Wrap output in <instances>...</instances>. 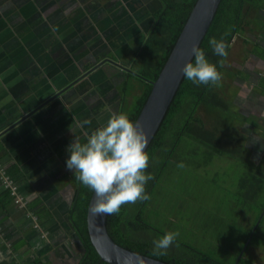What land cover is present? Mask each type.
Here are the masks:
<instances>
[{
	"label": "crops",
	"instance_id": "1",
	"mask_svg": "<svg viewBox=\"0 0 264 264\" xmlns=\"http://www.w3.org/2000/svg\"><path fill=\"white\" fill-rule=\"evenodd\" d=\"M10 1L13 8L0 7V264H79L83 246L70 222L77 183L66 168L70 155L67 146L81 134H88V126L91 128L94 122L83 124L88 114L79 118L75 115L77 119L74 116L80 104L81 110H89L84 98L87 106L82 100L79 106L65 103L68 97L65 102L44 103L61 83L66 85L75 78L78 67L71 57L59 54L62 49V53H69L70 48L68 44L60 47L57 27L43 22L37 29L34 23L25 21L30 14L27 7L15 12L29 2ZM12 29L17 36H12ZM262 41L259 52L254 50L256 39L247 49L244 40L241 45H232L231 52L240 53L242 60V74L235 80L239 117H232L241 128L232 133L234 126H229L223 142L234 153L255 158L264 171V38ZM116 70L111 77L120 76ZM91 95L96 97L97 93ZM118 95L113 111L104 112L106 117L109 112L118 113L120 92ZM110 96L114 98V93L103 100ZM59 107L62 110L54 109ZM101 108L99 104L97 109ZM104 115L97 114V123ZM239 132L243 141L237 142L234 135ZM4 174L12 179L17 191L12 193L6 187ZM17 199L27 203L26 207L19 208Z\"/></svg>",
	"mask_w": 264,
	"mask_h": 264
},
{
	"label": "trees",
	"instance_id": "2",
	"mask_svg": "<svg viewBox=\"0 0 264 264\" xmlns=\"http://www.w3.org/2000/svg\"><path fill=\"white\" fill-rule=\"evenodd\" d=\"M155 1L157 7L148 15L150 24H147L148 27L144 31V35L141 38L132 37V41L121 46L124 53L130 54L127 44L133 43L134 39L137 40L136 49L133 45L130 47L133 48L131 53L138 61L139 67L134 70V73L122 69V75L117 76L114 80L121 94L118 113L127 112L129 118L133 121L136 120L151 91L150 83L157 78L198 0ZM261 20H264V0H221L215 18L199 48L205 51L211 62L217 63L218 70L222 73V80L219 86L211 84L195 85L184 77L168 112H166L158 131L146 150L149 154L147 171L152 173L154 177L146 185V193L151 198L157 189L164 170L167 168L166 166L171 162V158L178 157L179 154L197 155L198 153H205L208 161L212 157L240 154L227 153V148L222 143L225 137L228 136L229 126H224L225 132L221 131V125L219 124L222 121L221 110L222 112L229 111L232 117H239V111L235 106L238 92L235 86L238 88V85L229 82L223 70L229 66L227 69L231 73H228V75L232 76L234 80L242 74L243 70L240 67L242 60L233 61L232 59V55L235 54V52H231L232 45H234L233 40L236 37L243 38L246 49L248 43L256 39L254 50L259 52V43L264 38V27L260 26ZM134 27L141 29V26L136 22ZM224 33H228V56L221 58L213 54L209 40L212 37L219 39ZM247 33H254V39L250 38ZM119 53L121 54V52ZM221 59H223V66L219 65ZM114 65L120 66L112 64L109 66L110 68L103 65L101 67L107 73L111 68L113 70L115 68L120 69L114 67ZM112 74L109 76L111 77ZM133 79L142 85V89L139 93L133 94V98L130 99L127 98V95L131 89ZM126 100L130 101L127 102ZM131 101L133 102L131 110L125 111V106L129 105ZM201 112L206 113V117L202 116ZM215 120L218 125L213 123ZM221 124H225V121ZM234 140L238 142V138ZM178 162H180V159H178ZM249 162L253 164V168L250 174L247 175V179L241 183L242 190L237 193L238 197L241 198V202L236 204L238 209L235 212L238 217L237 221L244 218L246 225H249V227L244 228L246 238L232 262L224 259L207 258L206 255L208 254L195 255L182 252L179 253V257H174L175 255L169 252V249L165 255H153V243L142 236V233L145 234L151 229L148 219H144L143 215L148 206L147 204L151 203V200L123 205L118 214L107 215L106 227L109 236L117 245L127 250L171 264H234L242 250H244V253H249L252 248H255L257 241L254 242V239L257 238L258 230L264 221V215L260 219V216L264 214V203L255 204L258 199L264 197L262 195L264 192V171L258 168L255 158L249 159ZM75 180L77 189L70 212V222L83 246L82 258L79 264H108L96 254L88 237L86 219L92 191L83 186L76 177ZM244 260L239 259L235 264H255L253 261L245 263Z\"/></svg>",
	"mask_w": 264,
	"mask_h": 264
},
{
	"label": "rangeland",
	"instance_id": "3",
	"mask_svg": "<svg viewBox=\"0 0 264 264\" xmlns=\"http://www.w3.org/2000/svg\"><path fill=\"white\" fill-rule=\"evenodd\" d=\"M95 1L96 3L93 4L94 10L88 6L89 4H92L88 1L79 2L77 5L74 4V1L72 5L75 9L70 13L68 12L69 8L67 7L63 8V11H59L61 10V6H59V15L57 14L55 16L58 18L54 19L53 23L49 22V19H52L49 15L57 9L55 8L50 13L45 12V3L41 4L40 0H26V2H29V6L24 4L22 7L15 10V12H18L23 7H27V12L30 11V14L25 21L35 23L40 20V23L47 22L48 24L44 25L48 27H58L57 34L60 38V47H63L66 44L69 45L70 52L65 54L68 57H71L70 60L72 62L74 61L75 67H78V69L79 63H81V57L84 55L88 56V53L90 52L89 47L93 42H96L99 39L101 44L106 45L108 48L116 46L118 55L119 52H121L116 64L123 65V67L130 68L133 71L136 70L139 65L138 61H136L134 55L131 53L133 48L130 46L133 45L134 49H136L137 41L127 44L130 54L124 53L121 46L124 44L126 45L127 40L132 37L141 38L144 35V31H138L134 27L133 20L136 17H139L142 21L143 17H146L148 21V15L157 7L156 1L111 0L113 8L116 10H105L104 7H101L105 0ZM35 6H38L39 8L32 11L31 8ZM41 7L43 8V11L41 10ZM99 11L101 12V17L103 19L110 20L111 22H100L101 25L97 27L94 24L95 22L92 21L91 15L98 13ZM77 12H79V17L75 16ZM114 16H118L120 27H115ZM260 26L264 27V20L260 21ZM119 29H121L119 33L113 35V31ZM73 32H75V35L70 39L69 36ZM11 34L12 36H17L16 30L12 29ZM247 35L254 39V33H247ZM87 36L89 37L88 39L86 38ZM114 36H122V39L111 40ZM233 42L234 46H236V44L241 45L243 44V38L236 37ZM84 49L85 52H82ZM235 54L238 55L237 53ZM83 63L88 64L89 67L90 62H88V60ZM102 64L104 67L110 68V65L105 63V61L100 63V65ZM227 68H229V66L225 67L223 70L224 75L227 76L229 82L236 83L232 76L228 75V73L231 72ZM110 72L114 73L115 69L113 70L111 68ZM97 73L99 72L92 73V71H90L87 72L85 76L88 77V75H91L88 78L89 81L90 77L98 76ZM116 73L122 75V72L119 70H116ZM85 76L81 77L77 82ZM98 78H100L102 83L105 81L104 76ZM110 80L113 84L110 89L111 91L105 89L100 92L101 90L99 91V88L96 89L95 87L98 84L90 81V85H88L87 90L82 96V98L86 96L88 100V120L94 122V124L91 125V128L88 126V134L85 136L81 134L76 137V139L82 141V143L86 141L87 135L92 132V128L95 130L98 126L107 121L111 112L108 113L107 117L106 114L104 115V112L113 111L112 106H115L117 103L115 100L117 89L115 88L114 80L111 78ZM77 82H75V84ZM131 85V89L127 95V98L130 99L133 98L134 91L137 89L134 83H131ZM235 87L237 89V86ZM94 93H97L96 97L89 98L92 96L91 94ZM103 93H106L103 98H106L111 93H114V98L113 96H110V98H107L104 101L102 98ZM82 101L83 103L85 102L83 99ZM126 101L128 102L130 100ZM99 104L102 105V108L99 109L98 114L104 115L100 120V124L96 121L97 115H95L94 119H91L90 116V114L93 113L92 108L98 107ZM132 104L133 102L131 101L129 105L125 106V111L129 110ZM84 105L87 106L85 103ZM229 113V111L222 112L221 110L222 121L220 122L222 123L225 121V124L219 123L221 125L220 128L225 132L224 126H234L232 133H236L241 127L239 126V123L232 119V114ZM200 114L206 117V113L201 112ZM87 116L85 115L84 117ZM251 122L253 123L252 120ZM213 123L218 125L216 120ZM244 126L246 127V124ZM241 134L242 133L239 132V134L234 135V137L243 141L242 136H240ZM231 146L237 148V145L233 144V142H231ZM225 147H227V144H225ZM227 149L229 148L227 147ZM227 153H233V151L229 149L227 150ZM223 157H212V159L208 161L205 153H198L197 155L182 153L179 154L178 157L171 158V162L166 166L167 168L163 172V176L160 179L157 189L150 199L151 203L147 204L148 206L143 214L144 219H148V222L151 225V229L148 232H145V234L142 233V236H145L146 240H150L153 243L155 239H159L166 232L178 231L179 236L177 237L176 242L169 248V252L173 253V255H175L174 257H179V253L183 252L188 254L193 253L195 255L208 254L206 255L207 258L214 260L224 259L230 262L233 261L235 255L239 252L242 242H244V239L246 238L244 228L249 227V225H246L244 218L237 221L238 217L235 212L238 207L236 204L241 202V198L238 197L237 193L242 190L241 183L247 179V175L250 174L253 164L249 162L247 157L244 159L242 153ZM178 159H180V162H178ZM180 163H183L185 167H177ZM262 195H264V192ZM263 203L264 197H261L255 202V204ZM256 237L257 238L254 239V242L255 240L257 241L255 248H252V251L249 253H244V250H242L236 261L239 259H245V263L253 261L255 264H264V221L259 228ZM236 261L235 263H237Z\"/></svg>",
	"mask_w": 264,
	"mask_h": 264
},
{
	"label": "clouds",
	"instance_id": "4",
	"mask_svg": "<svg viewBox=\"0 0 264 264\" xmlns=\"http://www.w3.org/2000/svg\"><path fill=\"white\" fill-rule=\"evenodd\" d=\"M227 35L224 33L219 39L212 37L209 40L215 56H228ZM192 55L194 62L189 60L183 65V76L195 85L219 86L222 73L217 63L211 62L205 51L196 46L192 48ZM219 65L223 66V59ZM90 123L91 120L83 121V124ZM147 144L148 135L138 121L131 120L127 112H113L105 123L87 135L85 142L74 139L67 146L70 155L66 159V168L93 192L90 209L93 215H115L123 205L151 199L146 193V185L154 177L147 171ZM177 167L185 165L180 163ZM178 236V231H169L155 239L153 255H165ZM106 259L111 264V256Z\"/></svg>",
	"mask_w": 264,
	"mask_h": 264
},
{
	"label": "water",
	"instance_id": "5",
	"mask_svg": "<svg viewBox=\"0 0 264 264\" xmlns=\"http://www.w3.org/2000/svg\"><path fill=\"white\" fill-rule=\"evenodd\" d=\"M220 2L221 0L197 1L157 78L150 83L151 91L135 120L148 135L147 148L184 79L182 67L189 60L193 61L192 48L193 46L200 47L215 18ZM93 200L92 192L86 219L88 237L91 246L102 261L108 263L106 258L111 256V264H171L154 257L137 254L117 245L107 232V215L95 216L90 212Z\"/></svg>",
	"mask_w": 264,
	"mask_h": 264
},
{
	"label": "flooded vegetation",
	"instance_id": "6",
	"mask_svg": "<svg viewBox=\"0 0 264 264\" xmlns=\"http://www.w3.org/2000/svg\"><path fill=\"white\" fill-rule=\"evenodd\" d=\"M2 1L3 0H0V7H6L7 9L13 8V5H12V3H14L13 1H10V0L8 2H2ZM23 1L25 2V0H23ZM40 1H41V4L42 3H45V6L46 7H45L44 11L47 12V13L48 12L49 13L52 12L55 8L57 9V10L53 11L49 15V16L52 17V19H49V22H53V20L56 18L55 16L57 14L59 15L58 12L61 11V10L58 9L59 6H64L63 8H66V7L69 8V11L68 12L70 13L71 11H73L75 9L74 6L72 5L74 3V1H75L74 4H76V5L79 2L88 1L89 3H92V4H89L88 6H90L93 10H94L93 4L96 3L95 0H74V1L73 0H56V1H53V0H43L42 1V0H40ZM101 7H104L105 10L115 9V8H113V4H112V1L111 0H105V2L101 5ZM120 8H122V7H120ZM41 10H43L42 7H41ZM135 12H137V11H135ZM135 12H133V13H135ZM75 16L76 17H79V12H77ZM91 19H92L93 22H95L94 24L97 27L100 26L101 25L100 24V20L103 19L101 17V12L99 11L98 13H95V14L91 15ZM103 20L106 23H110L111 22L110 20H105V19H103ZM114 20H115V27H117V26L120 27V21L118 20V16H114ZM142 21H141V19H139V17H136L133 20V23L136 22L137 24H139L141 26L142 31H145L146 28L148 27L147 24L148 25L150 24V19H148V22H147V18L146 17H143V20ZM11 22L13 23V21H11ZM39 22L40 21H36L34 23V26L35 27L39 24L36 27L37 29H40V26H43V23H39ZM56 29H58V27ZM121 29L113 31V35H116L117 33H119V31ZM141 29H137V30L139 31ZM73 35H75V32H73L72 34H70L69 38L72 39V36ZM86 38L88 39L89 37L87 36ZM118 39H122V36H114L111 40H118ZM131 39L132 38L128 39L127 42L132 41ZM135 41H137V40L134 39L133 42H135ZM89 49H90V52L88 53V56L87 55H84L80 59L81 63H79V69L76 70L75 78L73 80H70L71 82L69 81V83L66 84V85H63V83H61L60 86H58L56 88V92L49 99H46V102H44L46 105H51V103L56 102L57 100L60 101V99H64L63 101L65 102L66 97H68V101L65 102V103H68V104L71 103V105H77V106H79V103H80V101L83 98L87 100V97L86 96H84L83 98H82V96H83L84 92L87 90L88 85H90V81L93 82V83H95V84L96 83L98 84L95 87H96V89L100 88L99 91L102 90V89H108L109 91H111L110 89L112 88V85L113 84L111 83L110 78L112 80H115L117 76L114 75L113 78L112 77H109V74H111V72H110L111 69L107 73L105 71V69H103L101 67L103 64L100 65V63H102L103 61H105L109 65L116 64V61H118L119 55H121V54L119 53V55H118V51H116V49H117L116 46H112V47L108 48L106 45L101 44V41L99 39L96 42H93L92 45L89 47ZM62 52H63V49L61 50V52L59 54L62 55V56H64L65 53H62ZM82 52H85V49ZM239 54L238 55L235 54V56L232 58L233 61L234 60L240 61L239 60L240 59ZM86 60H88V62H90L89 63V67H88V64H84L83 63ZM114 67H118V66H115L114 65ZM119 67H120V69H119L120 71L122 69L123 70L125 69L126 71H129V72H133L134 73V71H132L130 68H125V67H123V65H120ZM90 71H92V73H95V72H99V73H97L98 76L90 77V80L88 81V78L91 75H88V77H86L85 74L87 72H90ZM83 76H85V77L82 78L79 82H77V80H79ZM101 76H104V78H105V81L103 83L100 81V78H98V77H101ZM107 77H109V78H107ZM75 82H77V83L75 84ZM132 83H134V85L137 87V89L139 90L138 91V93H139L141 91V89H142V85H140L134 79L132 80ZM137 89H135V90H137ZM66 92H69V93H67V95L65 96L64 94ZM116 94H117L116 99H118L119 98V95H118L119 94V91L118 90H117ZM92 97L93 96H91L89 98H92ZM82 105L83 104H80V106L76 108L77 111L74 110V112L76 114L72 111V115L74 113L75 115H78V118H79L80 115H82V117H84L85 115H87L88 114V110H85V111L84 110H81V108H82L81 106ZM60 108L61 107L54 108V109H56V110H62ZM92 110H93V113H91L90 116H91V119H94L95 118V115L98 114L99 109H97V107H95V108H92ZM76 119H77V117H76ZM93 130L94 129L92 128L91 131H93ZM222 143H224V146H225V144H227L226 142H222ZM227 147H228V145H227ZM229 149L232 150L231 148H229ZM229 149H227V150H229Z\"/></svg>",
	"mask_w": 264,
	"mask_h": 264
},
{
	"label": "built area",
	"instance_id": "7",
	"mask_svg": "<svg viewBox=\"0 0 264 264\" xmlns=\"http://www.w3.org/2000/svg\"><path fill=\"white\" fill-rule=\"evenodd\" d=\"M4 183H5L6 187H8V189L12 193H13V191H17V186L14 184V182L12 181V179L10 177L6 176V178L4 179ZM16 203H17V206L19 208H24V207H26L25 205L27 204V203L22 202L21 200L19 201L18 199H17Z\"/></svg>",
	"mask_w": 264,
	"mask_h": 264
}]
</instances>
